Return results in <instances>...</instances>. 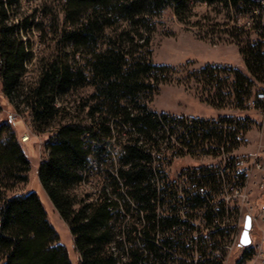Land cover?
Returning a JSON list of instances; mask_svg holds the SVG:
<instances>
[{
    "label": "trees",
    "instance_id": "1",
    "mask_svg": "<svg viewBox=\"0 0 264 264\" xmlns=\"http://www.w3.org/2000/svg\"><path fill=\"white\" fill-rule=\"evenodd\" d=\"M27 1L0 0L2 91L19 114L31 117L35 131L48 134L38 179L69 227L79 264H165L164 249H186L193 227L182 221L164 168L172 164L170 135L184 120L146 102L159 90V74L172 68L153 62L151 33L166 11L184 20L206 3L247 14L258 1L40 0L31 12ZM36 28L48 52L28 80ZM240 52L247 71H232V87L242 105L257 82L264 84V52L262 44ZM199 72L207 76V66ZM245 121L240 118L241 128ZM195 125L180 137L188 147L207 140L206 122ZM30 171L15 129L1 122L0 264H73L38 192L22 190ZM157 177L166 178L162 191ZM193 180L195 208L206 201L200 189L215 179ZM251 253L244 251L240 261Z\"/></svg>",
    "mask_w": 264,
    "mask_h": 264
},
{
    "label": "rangeland",
    "instance_id": "2",
    "mask_svg": "<svg viewBox=\"0 0 264 264\" xmlns=\"http://www.w3.org/2000/svg\"><path fill=\"white\" fill-rule=\"evenodd\" d=\"M40 0L26 2L25 11L31 12ZM239 14L223 5L209 6L197 3L194 15L181 20L171 11L157 18L156 29L151 33L152 60L156 64L171 66L159 74V90L146 99L148 107L159 112L173 115H194L201 118L233 114L246 118L241 131L239 152L242 154H260L264 157V106L250 107L248 98L239 103L237 91L232 87L233 70L247 71L245 58L240 47L251 48L262 44L264 35H259L238 27ZM45 26L48 25L47 20ZM48 29V28H47ZM31 61L28 63V80H33L37 71V62L48 50L40 40V31L30 35ZM32 62V64L30 63ZM207 66V76L200 71ZM212 73L214 76H211ZM257 82L252 95L259 88ZM12 124L21 144L31 159L30 179L22 190H36L46 208L48 218L60 234V240L68 248L73 264H79V255L75 250L73 236L67 223L50 201L38 179L41 160L46 156L47 133L34 130L31 117L19 114L4 96L0 79V123ZM115 150V149H114ZM207 164V156H184L177 158L169 168L172 176L181 168ZM263 174V175H262ZM262 175V177H261ZM249 187L250 195L242 194L243 217L249 212L253 217L250 229L251 243L235 248L227 255L225 264H236L244 251L253 255L249 264H264V170H259ZM252 180V181H253ZM91 191L93 185H86ZM252 246L253 248H250ZM242 248V249H241ZM245 248V249H244Z\"/></svg>",
    "mask_w": 264,
    "mask_h": 264
},
{
    "label": "built area",
    "instance_id": "3",
    "mask_svg": "<svg viewBox=\"0 0 264 264\" xmlns=\"http://www.w3.org/2000/svg\"><path fill=\"white\" fill-rule=\"evenodd\" d=\"M256 1L259 3L258 7L250 13L239 14L238 27L241 30L264 35V0ZM248 104L250 107L264 106V84L248 98ZM175 116L177 119H183L184 124L179 125L178 131L170 135L174 148L168 153L169 160L173 164L175 159L184 156L205 155L207 164L183 167L171 176L169 168L172 164L168 166L166 164L168 162L165 163L167 180L175 184L174 200L180 202L179 212L182 221L193 227L190 237L186 239V249H164L169 254L165 264H225L230 251L243 247L241 239L245 221L251 214L247 212L245 218L243 217L244 205L241 196L244 193L250 195L253 189L249 185L251 182H256L253 180L256 173L264 170V157L260 155L263 153L253 155L239 152L242 141V128L239 124L241 117L233 114L207 118L189 114ZM200 121L207 124L205 127L207 140L199 147L184 145L180 137L182 134L188 135V132ZM200 130L202 133L203 129ZM202 165L207 167V171L201 170ZM204 174L211 175L215 179L214 186L207 185L200 189L206 201L203 205L194 208L189 202L190 193L195 192L193 179ZM165 182L166 178H156L159 191L164 189ZM165 208V205L161 207V211ZM193 213L194 215L191 216L190 214ZM252 258L253 255L247 260L238 259L236 264L239 262L249 264Z\"/></svg>",
    "mask_w": 264,
    "mask_h": 264
},
{
    "label": "water",
    "instance_id": "4",
    "mask_svg": "<svg viewBox=\"0 0 264 264\" xmlns=\"http://www.w3.org/2000/svg\"><path fill=\"white\" fill-rule=\"evenodd\" d=\"M251 227H252V219H251V216L248 215L246 217L245 229L243 231V235H242V239H241V243L245 246L249 245L251 243V236H250Z\"/></svg>",
    "mask_w": 264,
    "mask_h": 264
},
{
    "label": "bare ground",
    "instance_id": "5",
    "mask_svg": "<svg viewBox=\"0 0 264 264\" xmlns=\"http://www.w3.org/2000/svg\"><path fill=\"white\" fill-rule=\"evenodd\" d=\"M245 245H243V247H244ZM247 246V245H246ZM242 249V248H241ZM245 249V248H244Z\"/></svg>",
    "mask_w": 264,
    "mask_h": 264
}]
</instances>
